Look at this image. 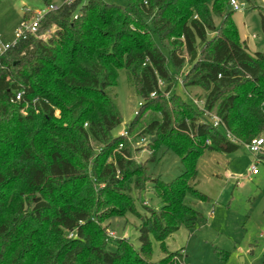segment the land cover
I'll list each match as a JSON object with an SVG mask.
<instances>
[{"label": "trees", "instance_id": "trees-1", "mask_svg": "<svg viewBox=\"0 0 264 264\" xmlns=\"http://www.w3.org/2000/svg\"><path fill=\"white\" fill-rule=\"evenodd\" d=\"M124 1L65 2L36 36L0 55V264H181L164 242L202 218L187 200H208L190 185L194 161L205 150L233 153L264 132V54L241 41L230 0ZM120 70L142 100L127 136L149 137L153 156L159 148L177 156L183 170L170 182L152 178L128 139L113 134L122 122L113 94ZM177 82L200 89L220 128L167 98ZM147 185L158 210L143 205ZM127 214L139 220L138 249L99 226ZM150 236L164 254L158 262Z\"/></svg>", "mask_w": 264, "mask_h": 264}, {"label": "rangeland", "instance_id": "rangeland-1", "mask_svg": "<svg viewBox=\"0 0 264 264\" xmlns=\"http://www.w3.org/2000/svg\"><path fill=\"white\" fill-rule=\"evenodd\" d=\"M65 1L0 0V35L6 43H13L25 10L34 12L48 6L58 8ZM102 1L117 6L126 5L124 0ZM235 1L240 11L233 12L232 19L240 39L250 50L264 54V29L261 24L264 19V0ZM227 10L231 11V8L228 7ZM218 23L214 19L215 26ZM160 51L167 54L161 46ZM161 91H164L163 87ZM113 94L122 120L120 126L113 131L117 136L128 128L142 100L127 82L123 70L118 72ZM172 95L186 102L193 111L199 106L196 100L202 98L200 89L185 90L180 82L175 84L167 98ZM143 120L141 117L140 122ZM261 136L264 138V132ZM127 139L133 159L146 167L152 178H160L167 183L181 174L183 168L173 152L159 148L153 156V145L149 137L143 138V142L140 137L133 141ZM257 157L247 147L240 145L235 152L229 154L205 150L194 161L190 185L208 200L199 201L190 197L187 200L191 208L202 214V218L197 221L193 232L179 229L164 242L168 252L181 256V264H261L264 251V159ZM252 168L256 170L254 174L250 173ZM131 195L135 199V192ZM142 195L143 205L148 209L158 210L161 207V202L150 185H147ZM136 211L140 215L145 214V209L138 202ZM99 226L106 229L107 234L112 233L110 238L127 240L135 249L140 247L137 217L130 214L109 217L103 219ZM149 240L151 260L158 262L164 257L160 244L151 236Z\"/></svg>", "mask_w": 264, "mask_h": 264}, {"label": "built area", "instance_id": "built-area-1", "mask_svg": "<svg viewBox=\"0 0 264 264\" xmlns=\"http://www.w3.org/2000/svg\"><path fill=\"white\" fill-rule=\"evenodd\" d=\"M73 1L74 0H66L65 2L72 3ZM229 7L231 8L233 12L240 11V7L237 4V1L235 0L229 1ZM56 9L57 8L55 7L48 6L43 10H37L34 12L30 10H25L24 14L32 13V16L29 18V20H22L20 22L19 28L15 32V41L10 44L6 43L4 39L2 38V36L0 35V55H2L5 51L10 49L15 44V42L21 39H24L27 35L36 36L38 26L41 20L44 18V16L48 12L54 11ZM162 87H163V84L160 81H158V89H161ZM153 96L154 94L150 95V97H153ZM20 100H21V94L16 93L12 99V102H19ZM196 104L199 105L198 110L203 111V116L210 119L212 126L215 128H220L219 120L215 116L210 115L206 111L203 110V101L196 100ZM134 115H136V112L134 113ZM121 135L124 138H128L126 131H124ZM225 138L232 143H237L235 139L229 135V133H225ZM143 140L144 139L142 138L140 141L143 142ZM205 144H208V141H206ZM244 146L247 147L250 153L258 155L257 157L258 159H264V138L263 137L259 136V137L253 138L249 143L244 144ZM255 171L256 170L252 168L250 173L254 174ZM112 236H113L112 233L108 234V237H112Z\"/></svg>", "mask_w": 264, "mask_h": 264}, {"label": "crops", "instance_id": "crops-1", "mask_svg": "<svg viewBox=\"0 0 264 264\" xmlns=\"http://www.w3.org/2000/svg\"><path fill=\"white\" fill-rule=\"evenodd\" d=\"M32 11V10H31ZM241 41H243L242 39H241ZM248 40L246 39V42H247ZM246 44V43H245ZM247 46V45H246ZM247 48H248V46H247ZM249 49V48H248ZM250 50V49H249ZM250 51H252V50H250ZM254 52V51H253ZM264 252V251H263ZM263 254V253H262Z\"/></svg>", "mask_w": 264, "mask_h": 264}]
</instances>
